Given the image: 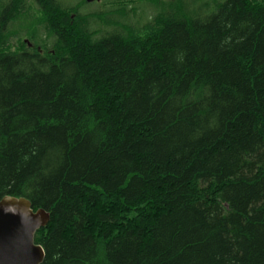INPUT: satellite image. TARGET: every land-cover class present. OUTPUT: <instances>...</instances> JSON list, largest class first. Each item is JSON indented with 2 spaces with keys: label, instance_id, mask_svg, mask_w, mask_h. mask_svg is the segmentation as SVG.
<instances>
[{
  "label": "trees",
  "instance_id": "1",
  "mask_svg": "<svg viewBox=\"0 0 264 264\" xmlns=\"http://www.w3.org/2000/svg\"><path fill=\"white\" fill-rule=\"evenodd\" d=\"M139 1L0 0V201L43 264H264V0Z\"/></svg>",
  "mask_w": 264,
  "mask_h": 264
},
{
  "label": "water",
  "instance_id": "2",
  "mask_svg": "<svg viewBox=\"0 0 264 264\" xmlns=\"http://www.w3.org/2000/svg\"><path fill=\"white\" fill-rule=\"evenodd\" d=\"M45 210H33L25 198L0 201V264H43L44 249L36 244V233L50 223Z\"/></svg>",
  "mask_w": 264,
  "mask_h": 264
},
{
  "label": "rangeland",
  "instance_id": "3",
  "mask_svg": "<svg viewBox=\"0 0 264 264\" xmlns=\"http://www.w3.org/2000/svg\"><path fill=\"white\" fill-rule=\"evenodd\" d=\"M159 1L160 3H162L164 1H169V0H159ZM178 1L179 0H173L174 3H177ZM193 1H199V0H193ZM60 2H62V4L65 7L66 6L74 7L76 5L82 4V7L79 9V13L82 15H90L91 17L96 19L101 26H103L102 22L99 21L101 17L107 15V13H110L111 11L113 12L114 10L118 12H121V10H123V12L121 13H124L125 10L123 9V7H127V11H126L127 18L124 17L120 20L128 23L131 26H138L136 25L138 22H143L142 24H140L143 25L146 22L152 21L156 12V8L154 6L146 2L142 3L139 0H60ZM139 5H144V6L142 7V9L140 8L137 9L136 7ZM112 18H114V15ZM37 22H38L37 10L34 6H31L29 19L28 18L22 19L16 24H14L11 28V33L13 37H15L13 41L15 44L14 45L15 48H17L19 45L18 40L29 43V47L31 46L30 48L34 47L33 44H31L32 42H30L31 38L27 37V33H29L34 29L40 30V27L37 26Z\"/></svg>",
  "mask_w": 264,
  "mask_h": 264
}]
</instances>
